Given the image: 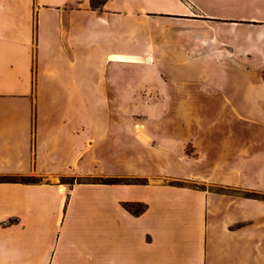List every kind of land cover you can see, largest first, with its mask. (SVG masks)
Returning <instances> with one entry per match:
<instances>
[{"label":"crops","instance_id":"1","mask_svg":"<svg viewBox=\"0 0 264 264\" xmlns=\"http://www.w3.org/2000/svg\"><path fill=\"white\" fill-rule=\"evenodd\" d=\"M215 13L264 26V0H0V176L41 178L0 181V264H264V200L238 193H264V83L228 84L231 71L185 101H207V134L160 136L161 157L184 140L198 149L180 175L159 167L180 183L62 180L157 174L114 170L135 150L104 136L105 119L153 107L135 101L144 90L170 107L211 75L194 46Z\"/></svg>","mask_w":264,"mask_h":264},{"label":"rangeland","instance_id":"2","mask_svg":"<svg viewBox=\"0 0 264 264\" xmlns=\"http://www.w3.org/2000/svg\"><path fill=\"white\" fill-rule=\"evenodd\" d=\"M94 1V3H98L99 0ZM250 14L251 13L249 12L246 13V15ZM213 15L216 17L209 19L211 20L210 24L214 26V35L210 32L209 38L207 36V30L201 27L199 42L194 46L199 50L198 53L196 52L194 55L200 57L199 67L201 69L209 68L211 75L201 76L196 78L194 82L185 84L186 90L184 96L173 99L170 107L160 108L158 106L160 101H167L166 92L150 94L144 90L143 92H137L134 94L135 101H142L147 104L152 102L153 107L142 105L140 108H121L118 110H111L113 116H110L107 120L105 119V126L109 123L110 129H113L111 131H105L104 136H130L131 140H129V144L132 150H135V153L119 158L120 161L119 163H115L114 170L123 172L129 169L132 171H141V169L150 171L158 169L157 174H103L97 178H63L62 180L64 182L74 183L77 180L95 181L97 179H139L141 182L140 184H143L150 183L156 179H161L173 183H180L177 180L181 178L164 175L161 173L162 171L159 167H166V169L172 173L180 175L185 172V168L183 167L189 166L186 161H191L198 156V149L192 140H184V146L179 154L175 149L176 147H173L172 149L169 148L167 151L169 154H172V156L161 157L159 156L160 150L164 149L162 145H164L163 143L165 142H161L160 136L190 137L206 136L207 134V101H204L205 107L195 106L194 108L187 105L185 101H191V97L195 95L197 91H199L201 95L200 99L202 101V99H205L207 96V89L214 85L225 84V74L231 71L238 75L236 76L237 78L233 75L231 77L228 75V84L229 79L231 81L238 79L241 81L240 85L242 86L256 82L264 83V43L261 42L262 38H264V26L262 23L256 21L227 19L225 18L226 14L224 13H215ZM200 19L202 20L203 18L201 17ZM170 27L172 26L169 25V28ZM210 30L212 29L210 28ZM172 35L176 36V32H173ZM211 37H213V40H211ZM208 55H210L209 61H207ZM204 56L206 59H202ZM144 61L142 62L150 64L146 62L147 58H145ZM239 74L243 76L247 75V77H244L247 79V83L246 81H243L242 77L240 78ZM137 126L141 127L140 131L137 130ZM132 136H152V140L149 144L145 145V143L143 144V142L138 140V137L135 138V141ZM167 147L168 145L165 149H167ZM9 177L19 180L21 179L20 176ZM29 177L30 178L28 179L30 180L41 179L39 176ZM185 184L198 185L192 184L191 182ZM212 189L221 192L225 191L224 188L220 187H213ZM235 192L237 193L238 191ZM248 192L250 191L242 190L238 193L246 196ZM262 200H264V197H262Z\"/></svg>","mask_w":264,"mask_h":264},{"label":"trees","instance_id":"3","mask_svg":"<svg viewBox=\"0 0 264 264\" xmlns=\"http://www.w3.org/2000/svg\"><path fill=\"white\" fill-rule=\"evenodd\" d=\"M103 0H99L98 3H101ZM95 1L92 0L93 6H95L98 3H94ZM21 179H14L12 177L9 176H0V181L2 182H23V183H37L40 180H30L28 178H30L29 176H20ZM78 182H87V181H82V180H77ZM95 182H100V183H127V184H140V180L139 179H121V180H103V179H97L95 180ZM246 197H250V198H257V199H262V197H264L263 193L260 192H255V191H250L248 192V194L246 195ZM126 208L131 211L132 213L138 215L140 213H142L145 210V206L143 204L140 203H126L125 204Z\"/></svg>","mask_w":264,"mask_h":264},{"label":"bare ground","instance_id":"4","mask_svg":"<svg viewBox=\"0 0 264 264\" xmlns=\"http://www.w3.org/2000/svg\"><path fill=\"white\" fill-rule=\"evenodd\" d=\"M120 58H126V59H133L135 60L136 57H120ZM152 59L150 58V61H147V63H151ZM137 130H141V127L140 126H137ZM62 191H65V189L62 187Z\"/></svg>","mask_w":264,"mask_h":264}]
</instances>
